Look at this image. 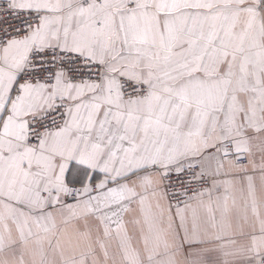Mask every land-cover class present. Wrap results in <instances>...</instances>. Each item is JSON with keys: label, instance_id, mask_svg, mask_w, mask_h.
<instances>
[{"label": "snow or ice", "instance_id": "snow-or-ice-1", "mask_svg": "<svg viewBox=\"0 0 264 264\" xmlns=\"http://www.w3.org/2000/svg\"><path fill=\"white\" fill-rule=\"evenodd\" d=\"M0 264H264V0H0Z\"/></svg>", "mask_w": 264, "mask_h": 264}]
</instances>
